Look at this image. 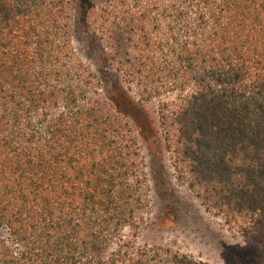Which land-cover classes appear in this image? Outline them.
I'll return each instance as SVG.
<instances>
[{"label":"trees","instance_id":"16d2710c","mask_svg":"<svg viewBox=\"0 0 264 264\" xmlns=\"http://www.w3.org/2000/svg\"><path fill=\"white\" fill-rule=\"evenodd\" d=\"M152 108L189 189L264 264V0H0V264H206L125 238Z\"/></svg>","mask_w":264,"mask_h":264},{"label":"rangeland","instance_id":"374dc122","mask_svg":"<svg viewBox=\"0 0 264 264\" xmlns=\"http://www.w3.org/2000/svg\"><path fill=\"white\" fill-rule=\"evenodd\" d=\"M71 44L81 61L98 69L99 43L80 28L79 22L74 23ZM136 118L148 197L140 233L134 236L133 231L126 229L125 238L172 245L206 264H262L258 247L246 248L221 218L206 210L179 175L154 108L149 113H136Z\"/></svg>","mask_w":264,"mask_h":264}]
</instances>
